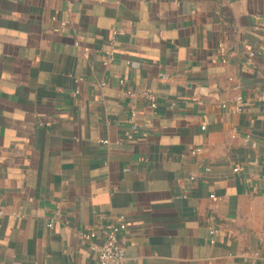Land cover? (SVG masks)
Returning <instances> with one entry per match:
<instances>
[{
    "label": "crops",
    "instance_id": "obj_1",
    "mask_svg": "<svg viewBox=\"0 0 264 264\" xmlns=\"http://www.w3.org/2000/svg\"><path fill=\"white\" fill-rule=\"evenodd\" d=\"M120 215L126 264H264V0H0V264Z\"/></svg>",
    "mask_w": 264,
    "mask_h": 264
},
{
    "label": "built area",
    "instance_id": "obj_2",
    "mask_svg": "<svg viewBox=\"0 0 264 264\" xmlns=\"http://www.w3.org/2000/svg\"><path fill=\"white\" fill-rule=\"evenodd\" d=\"M219 51L222 56V60L224 62L227 61L226 47L224 43L220 44ZM109 55V60H107L105 64L110 63L114 55L113 51H109ZM260 55H262L261 51H251L248 54V59L249 61H252ZM162 79L164 80L166 79V77L163 76ZM119 82L121 85H124L126 81L124 79H120ZM124 95H126L127 97H134L136 95V92L133 89H126L124 90ZM143 95H145L149 100H151L152 107H157L156 97L152 93L144 91ZM236 101L237 106L235 108V111H241L243 109L242 97H237ZM223 106L225 107L226 105ZM203 128L205 129L206 126H203ZM139 131L140 129L139 124L136 120V112L133 111L131 118V130L126 132V139H132ZM196 151L200 152L201 149L198 148L196 149ZM238 170V168L235 169V171ZM191 179H194V177L192 176ZM54 222L55 219H51V221L48 223V226H53ZM127 230L128 223L125 215H120L116 222L108 225L104 243L98 248V264H126V251L128 245ZM215 232L216 231H212V233ZM79 233L82 237L89 240L94 235V233H87L85 231H80Z\"/></svg>",
    "mask_w": 264,
    "mask_h": 264
}]
</instances>
